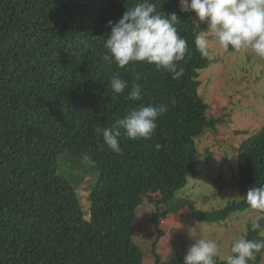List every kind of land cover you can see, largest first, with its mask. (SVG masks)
I'll list each match as a JSON object with an SVG mask.
<instances>
[{
    "label": "trees",
    "instance_id": "1",
    "mask_svg": "<svg viewBox=\"0 0 264 264\" xmlns=\"http://www.w3.org/2000/svg\"><path fill=\"white\" fill-rule=\"evenodd\" d=\"M138 2L143 0H0V264H142L132 239L138 208L147 199L158 229L156 219L167 217L176 194L198 174L196 139L216 123L197 91L198 72L211 63L194 41L207 26L194 12H182L177 0H150L165 17L177 15L175 27L188 45L178 62L183 74L173 79L147 63L118 68L102 58L108 22ZM113 75L128 82L124 94L113 93ZM133 82L142 86V100L125 99ZM161 104L168 111L152 137L121 135L120 154L95 131L134 108ZM66 152L96 161L88 214L58 174V157ZM236 175L240 199L207 212L188 205L199 222L220 223L252 209L245 196L264 185V123L236 148ZM252 210L264 229V210ZM261 231L249 225L244 238L264 240ZM186 253L162 261L152 247L154 264H183ZM263 262L264 249L249 264ZM216 264L226 260L216 258Z\"/></svg>",
    "mask_w": 264,
    "mask_h": 264
},
{
    "label": "rangeland",
    "instance_id": "2",
    "mask_svg": "<svg viewBox=\"0 0 264 264\" xmlns=\"http://www.w3.org/2000/svg\"><path fill=\"white\" fill-rule=\"evenodd\" d=\"M179 2V0H177ZM199 23L206 24V22ZM209 40L210 65L200 70L198 95L208 106L207 117L215 128L206 130L196 139L201 154L198 174L190 177L186 186L176 194L171 212L153 219L155 208L147 199L138 208L133 226V241L142 254V264H154L152 247L162 261L184 254L195 238L212 239L218 243V260L231 254L234 240L244 238L248 226L257 223L260 215L252 210L234 213L220 223L199 222L188 205L201 212L220 209L233 199H240L235 188L236 148L248 135L264 123V59L247 49L228 51L220 48L213 34L206 31ZM57 171L74 189L79 205L89 213V192L98 179L96 169L86 167L66 152L58 157ZM167 209V207H163ZM158 230L162 232L161 237ZM264 264V262L262 263Z\"/></svg>",
    "mask_w": 264,
    "mask_h": 264
},
{
    "label": "clouds",
    "instance_id": "3",
    "mask_svg": "<svg viewBox=\"0 0 264 264\" xmlns=\"http://www.w3.org/2000/svg\"><path fill=\"white\" fill-rule=\"evenodd\" d=\"M179 5L182 12H194L200 22L207 23V31L213 34L223 50L247 49L264 59V0H179ZM177 21L175 13L165 17L150 0L138 2L127 8L117 22H108L111 32L105 40L107 52L102 58L125 70L130 63L155 65L157 70L163 69L177 79L183 74L178 62L184 60L188 51L186 40L178 35L175 27ZM194 43L202 57L209 55L206 34L196 35ZM140 79L137 75L136 81ZM108 84L115 95L124 94L128 88V82L119 75H113ZM125 99L132 102L142 100V86L133 82ZM167 111V104L142 105L116 120L111 127H97L95 131L102 135L104 145L120 154L118 138L121 135L131 140H149L157 128L158 118ZM160 147V144L155 145L157 150ZM82 162L86 167L96 166V161L87 153L82 154ZM245 197L252 209L264 210V185L251 187ZM252 227L261 229V235H264L259 222ZM189 235L193 243L187 249L183 264H216L218 243L212 239L195 238L192 230ZM262 249L264 240H234L231 254L225 258L226 264H249Z\"/></svg>",
    "mask_w": 264,
    "mask_h": 264
}]
</instances>
